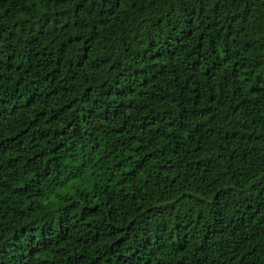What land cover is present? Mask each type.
I'll list each match as a JSON object with an SVG mask.
<instances>
[{
  "label": "trees",
  "instance_id": "1",
  "mask_svg": "<svg viewBox=\"0 0 264 264\" xmlns=\"http://www.w3.org/2000/svg\"><path fill=\"white\" fill-rule=\"evenodd\" d=\"M0 264H264V0H0Z\"/></svg>",
  "mask_w": 264,
  "mask_h": 264
}]
</instances>
